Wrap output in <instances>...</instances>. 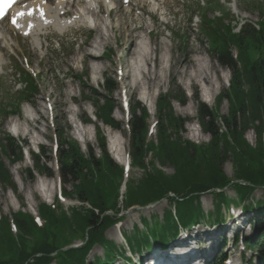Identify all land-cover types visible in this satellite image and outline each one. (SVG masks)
Masks as SVG:
<instances>
[{
    "label": "trees",
    "instance_id": "obj_1",
    "mask_svg": "<svg viewBox=\"0 0 264 264\" xmlns=\"http://www.w3.org/2000/svg\"><path fill=\"white\" fill-rule=\"evenodd\" d=\"M262 31L256 33L249 28H245L239 36H233L228 30L226 37L219 34V37L234 44L238 49V61L241 63V70L236 67L228 52V46L219 43L216 39L215 48L218 50L219 62L231 69L233 79L231 82L230 93L224 91L221 96L226 97L230 103V111L227 117H221L218 120L216 114L211 112L207 106L202 103L198 105V120L202 130L210 135L208 143L196 146L180 135L183 130L184 120L173 114L171 107V98L168 95H161L157 101V117L159 126L157 129V138L154 142H146V131L148 117L147 111L139 107L136 103V109L133 108L129 120L130 134V157L132 164L144 169V178L141 180L143 185L137 187L132 193L126 196V204H144L149 201L158 200L173 193L177 197L184 198L189 193L210 188L214 185H221L226 182L221 172V164L226 160L228 153L233 154L238 163L240 176L246 179L255 177L257 182L264 183V142L262 134L264 133V25ZM115 83L113 79L107 78L105 81L106 95L95 92V96L102 97L103 102L95 99L93 103L96 108L95 116L104 124L111 127H119L112 119L114 104L111 102V92ZM34 90V87H32ZM180 102H184V96L178 97ZM168 110V111H166ZM163 116L165 118H163ZM257 121V124H255ZM221 125L226 128V132L220 130ZM171 128L173 131L171 132ZM249 128H253L256 135L255 148H249L243 134ZM97 146L100 151V158H97L94 151L90 148L88 154H83L77 143H72L68 150L62 148L59 154V173L64 184H71V192H65L66 195L76 194L81 201L88 202L89 205L98 209L100 213L108 208V203L104 198L112 199L117 202V185L121 178L122 170L108 156L105 148V139L101 132L96 133ZM67 143L64 140L63 146ZM13 143L8 142L7 146H0L2 155L8 160L12 156L21 157L20 147L17 150L13 148ZM151 153L153 158L159 162L168 163L174 169L172 175H167L161 170L153 168L147 171V155ZM46 173L51 175V171L46 169ZM30 179L35 176L29 173ZM0 182L11 186V175L5 167L3 159L0 157ZM110 191L112 196L110 195ZM180 220L185 218L187 211L193 207L189 203L178 202ZM40 213L43 217L54 216L50 214L48 207H41ZM200 211V210H198ZM161 229L154 226L153 233L150 236L158 237V242L165 240V234L171 232L174 225H171V216ZM63 219V220H61ZM191 218L188 219V221ZM14 220L20 232L35 235L36 226L29 215L18 213ZM68 220L65 216L59 218L54 225L58 232L66 225ZM93 210H81L75 212L70 221L72 234H81L86 228L88 230L89 241L100 240L105 222L101 221ZM8 219H2V229L0 228V264H24L26 260L36 254L32 263L28 264H47L50 262L48 254L56 248V236H53L51 244L41 238L28 250L24 246L16 247L8 238ZM99 223V224H98ZM36 236V235H35ZM141 242L149 244L147 235L142 237ZM137 247H140L139 240L135 241ZM15 248L18 250L15 254ZM89 246L76 251L60 253L61 262L59 264H85L86 253Z\"/></svg>",
    "mask_w": 264,
    "mask_h": 264
},
{
    "label": "rangeland",
    "instance_id": "obj_2",
    "mask_svg": "<svg viewBox=\"0 0 264 264\" xmlns=\"http://www.w3.org/2000/svg\"><path fill=\"white\" fill-rule=\"evenodd\" d=\"M200 0H183L182 4L178 2L171 3L167 5L169 8L168 15L166 16V25L164 26L161 21H157L154 26H153V41L160 43V50L163 52L162 58L160 56H157V49L158 47L154 48V50L151 48V45L149 44H155V43H150V42H145V47L147 50H153L154 56L152 54L153 60L149 62V64H145V62L141 61L140 62V67L141 71L140 73L142 74V81H139V84L135 87L130 84V86H127L126 90V95L127 99L129 100V104L133 105L135 100L140 101V92L143 90L145 92H149L150 94V101L148 103H142L141 105H145L148 109L149 116L146 119V123L151 124L154 121H156L157 117V112H156V104L155 101L158 98V94L160 93H166L169 94L168 96L172 98V109L174 115L177 117H180L181 119L188 120V122H185L183 124V130L180 132V135L184 140H193L197 142H207L209 140L208 135L204 134L201 131L200 124L196 120V104L194 102V99H190L192 101L191 105H188V102L190 101L189 95L191 93L198 95L199 100L202 99V84L200 82H192V85L186 84L187 82L184 77H180L178 72L175 70V66L182 64V61H184L185 58H189V55L184 54L191 49V54L198 55L195 57H199V59L203 60V65L209 66L210 71L214 74L216 73V67L214 64H216L215 60H213L209 54L207 53V42L205 38L200 37L202 39V43H199L198 46L196 47H191L190 44L185 45L181 48L178 47L180 41L179 35L181 32L185 33V38L190 35L189 31V22L187 21L188 18L193 14L194 9L200 8L201 6L199 5ZM210 1V0H209ZM217 2V5L219 7H215L213 9H209L207 14L210 17L213 16H220L222 20H225L224 22H229V20H235V18H232L234 15V9L232 10V4L231 2H223L221 0H215ZM205 5H206V0H204ZM250 6H255L252 10L248 9ZM205 7V6H204ZM262 8V11L264 9V0H237V8L235 10V14H242L241 11H249L251 12L250 14L248 13L247 15L249 18H253L259 20L261 19V16H258V13H260L259 8ZM225 15H228L227 17ZM240 15L238 16L240 18ZM251 15V17H250ZM126 20V18L123 17V20ZM128 19H129V26L127 25V20L123 21L124 24H122L121 28H115L113 27L112 31L114 30L113 33H117L119 31V35L121 38V43L118 44V49L114 44V41L111 40L113 38V33H111L112 37L109 38L108 42L102 46L105 47L108 45L106 49H111L112 52L110 53L109 56L106 55L105 58H102L101 56L97 58L96 60H93L91 57H86L82 59V55H84V52H92L93 50V43L97 40V34L94 31H91V34H93V38L87 41L85 39L87 31L83 30L80 33H77V30H70L66 34L62 36H58L53 34L52 32L48 33L47 37V42H43L42 44L44 48H47V51L45 52H40L38 49H35L31 46L30 40L29 39H24L18 37V39H14L11 41L12 45L10 48H3L2 51L5 53L4 58V68H3V74L0 75V137H2V133H10L9 132V123H11L12 120L17 121L18 123H21L24 115L25 110H30L33 112L34 118H36V121H30L29 126H30V132L24 135H20L18 137H14L16 143L23 145L26 144V146L23 148V159L21 162H17L14 164L15 166H19V169L16 170L14 165H9L6 162V165L9 168V171L13 177V182L16 184V190L11 191H3L1 186H0V214H7L10 211H5L7 207L11 212H16L17 210L21 209L20 205L22 206V211L23 212H28L29 210L34 211L39 204V202H43L44 199H41L39 196L38 192H32L28 190L35 189L38 186V183L40 181H45L47 184L50 185V192L53 189L54 193V184L57 178V174L55 173V177L50 179L47 177H41L36 174V178L34 181L30 182L27 173L25 172L28 168L32 167V163L29 157L30 151H32V148L36 150V144L32 142V137L33 136H38V144L39 146L43 147V154L45 155L46 158L51 157V149L54 144H57L59 146L62 142L63 136L68 139V141H76L83 153L88 152V147H93L95 151V156L99 155V151L96 148V137L94 136L95 130H94V125H92L91 132L87 134V138L85 137V142L79 141L76 137L75 134H73V126L74 124L72 123V120L80 119L82 123H84L85 119V114L88 116H92V111L94 108L91 105L90 101H83L84 97L81 95V84L79 80L76 79V76H78L80 73L88 72V85L89 87L93 89H98L100 90L101 82L103 81L104 78H113L115 81L120 80L119 79V69L118 65L119 63L125 64L121 70L123 73H126L128 70L129 71V79H121L120 81L121 84L128 85L129 81L131 80L133 74V70L130 66V63L132 58L134 56H131V54L128 52V49L126 48V38L128 34H130L127 30L132 29L131 27H138L141 25H145L148 23V19H140V20H134V18L128 14ZM162 19V17H160ZM239 21V20H238ZM131 26V27H130ZM1 29L7 31L10 33L8 30V26L6 24H2L0 26ZM115 28V29H114ZM95 30V29H94ZM133 30V29H132ZM96 31V30H95ZM116 31V32H115ZM97 32V31H96ZM100 31H98V34ZM136 37L139 36L138 34H135L134 30L132 32ZM8 35V34H7ZM10 35L13 37V35L10 33ZM172 36V40H171ZM9 37V35H8ZM14 38V37H13ZM111 40V41H110ZM138 43L140 41L137 39ZM186 41V39H185ZM110 42V43H109ZM2 43H0L1 45ZM90 44V45H88ZM92 44V45H91ZM90 48L91 50L89 51L88 49H79V48ZM99 50H95L96 53L101 52V48ZM125 48V49H124ZM106 49L104 51L106 52ZM169 49H171V55L169 53ZM77 50V51H76ZM88 50V51H87ZM75 57H74V52ZM80 51V52H79ZM79 53V54H78ZM107 53V52H106ZM120 53L122 57H120ZM128 53V54H127ZM180 61H176L173 57H179L182 58ZM37 57V58H36ZM39 57V58H38ZM120 57V58H119ZM193 57V58H195ZM102 58V59H101ZM27 59L29 62V68L33 70L36 73L35 76V84L37 85V93L35 94L34 97L30 98V102H24L21 105L20 113L19 116L12 117L10 116L8 119L4 117L3 111H6L7 107L11 105V103H14L16 100L17 93L24 88V83H23V69L24 65V60ZM38 60L37 62L35 60ZM88 61H87V60ZM119 59V60H118ZM78 61L79 63L74 64L75 61ZM174 61V64L173 63ZM90 61V62H89ZM96 61V62H95ZM164 61V63H163ZM101 62V63H100ZM119 62V63H118ZM162 62V66L164 68V74H163V80L162 82H149L146 83V75L147 71H153L157 70L159 67V63ZM83 63V64H82ZM94 65H99L104 70L101 72L98 70V73L96 75V80L93 81L92 79V74H93V69L92 67ZM185 64H183L184 66ZM187 66V64H186ZM184 66V67H186ZM153 68V69H151ZM222 68V67H220ZM223 72H217V77H219V80L216 82V88L212 89L213 91V99L210 104H208V107L212 106L214 104V98L225 89H227V81L229 79V72L226 69H223ZM20 71L21 73H18ZM125 71V72H124ZM192 71L189 70L188 72ZM122 73V75H123ZM69 75H72V77H69ZM219 75V76H218ZM152 83V85H151ZM150 84V85H148ZM187 87H185V85ZM219 86V87H218ZM183 88L185 89L187 99L186 103L184 105L178 104L175 100H173L175 95L178 94V88ZM119 88L120 86L118 85L116 91L112 95V101L116 105L115 110L112 112V117L122 124L124 115L123 110L121 108L120 100L122 97V93H119ZM46 96L49 97L46 99ZM92 97H90L91 99ZM102 100V99H101ZM49 101L50 105L47 107L46 103ZM219 108V114L221 116H226L228 113V102L224 99L221 103ZM168 111V110H166ZM73 112H78L79 118L74 117L72 114ZM50 115L52 119L50 120ZM13 119H12V118ZM18 117V118H16ZM93 117V116H92ZM74 118V119H73ZM84 118V119H83ZM163 118H165L163 116ZM12 119V120H11ZM77 122V121H75ZM92 123L95 124V126H100L99 129L100 131L106 136L105 130L103 128V124L99 121H93ZM79 124V123H78ZM83 125H86L85 123ZM159 126V124H158ZM158 126H155V130L152 131V133L149 134L148 138L151 139L150 142L156 141L157 138V129ZM124 127L120 128V134H122V138L126 139V132L123 129ZM192 128L194 130H192ZM249 129L244 137L248 142L254 138V134L252 130ZM156 131V133H155ZM173 129L171 128V132ZM193 134H198L199 139H194L192 137ZM87 139V140H86ZM199 140V141H198ZM126 150L128 149L127 147V141L125 145ZM59 150L61 148H58ZM151 155L148 154L147 156ZM53 157V156H52ZM149 158V157H147ZM152 158V156H151ZM53 160H50L47 162L48 167L51 169L54 167L53 165ZM44 161L41 160V163ZM40 168H42L40 166ZM223 169L225 173L228 176H232L233 174V169L231 166V162L228 161L224 164ZM163 171L167 174L170 175L173 173V169L171 167H164ZM142 177V172L138 170H132L130 171V179L132 178L133 181L136 183L140 178ZM144 178V177H143ZM142 178V179H143ZM140 182V181H138ZM137 182V183H138ZM134 183V184H135ZM136 183V184H137ZM63 189L67 192H71V185L67 184L65 187L63 186ZM28 190V191H27ZM49 192L50 196L51 193ZM256 197H259V195L264 196V191H257ZM71 197L75 198L74 195H71ZM27 198L32 200L33 206L32 208L27 207ZM49 200V199H48ZM68 202L73 201V200H67ZM18 202V204H17ZM20 203V205H19ZM215 201L213 198L209 195L205 196L203 201H202V206L204 208L211 209L214 206ZM67 204V203H66ZM13 208V209H12ZM29 209V210H28ZM30 211V212H32ZM138 215L140 213H134L133 214V219L134 221L137 220ZM148 225V224H147ZM131 230V228H129ZM196 231L201 232L198 236V241L202 246H204L206 242L205 237H208V239H212L216 237V232L209 231L206 229H201L198 228ZM206 231V232H202ZM114 230H108L107 235L108 236H114ZM138 234V233H137ZM136 235V232H133L132 235L129 236V239L134 237ZM219 241V239H218ZM210 243H217L213 242V240H210ZM118 245V244H117ZM209 245V244H208ZM229 247V246H227ZM226 247V249H227ZM208 248V246L205 247V249ZM223 249V247H222ZM224 248V251L226 250ZM95 255L102 256V249L99 247H96L95 249ZM233 255V258L239 257V255L242 253L238 250H229V254ZM227 254V256H229ZM251 254V253H247ZM245 257V253L244 256ZM238 262V259L236 260Z\"/></svg>",
    "mask_w": 264,
    "mask_h": 264
},
{
    "label": "bare ground",
    "instance_id": "obj_3",
    "mask_svg": "<svg viewBox=\"0 0 264 264\" xmlns=\"http://www.w3.org/2000/svg\"><path fill=\"white\" fill-rule=\"evenodd\" d=\"M93 3L97 5V8L99 9L98 12L94 11L91 9L92 4L89 5L91 0H29L27 4L29 7H37V8H42L44 11V17L42 18L40 13L37 12L31 17H22L19 19V24L21 26V33L27 32V37L31 39V43L37 48L41 49L43 48L42 43H41V36L43 30H47V28H53L55 31H57L58 34H62L63 31L71 26H73L76 23H82L86 26H90L97 31H100L99 33V38L93 43V50L92 52H84V55H82V59L86 57H92L93 60H96L99 58L101 55L95 50H99L100 47L104 46L109 38H111V33L114 32L113 26L116 28H121L123 21H126L125 19L123 20V17L120 15V7L117 6V11L114 16V18L117 16V19H115V25H111L113 21H111V18L107 15V10L104 9V12L100 11V7L104 6L106 7L107 5L110 4L111 0H92ZM109 1V3H107ZM116 1V0H115ZM112 5V4H111ZM21 8V6H20ZM20 10V9H19ZM111 17V16H110ZM47 20V23L45 22ZM29 24L32 25L31 28H29ZM147 29L149 27H145L141 29V32L143 34L148 35ZM128 34L126 38V48L128 49V52L131 54V56H134L132 58L133 61H131L130 66L133 70V76L131 80L129 81L128 85L125 86H137L139 84V81H142V74L140 73L141 67H140V62L143 61L145 64H149L153 60L152 54L154 56L153 50H147L145 47V42H143L142 39L145 37L143 35L135 36L132 34L133 30L128 29ZM116 32V31H115ZM137 39L140 41L138 43ZM10 38L8 37L7 33L3 30L0 29V65L1 69L3 68V54L1 53L3 48H10ZM151 44H149L150 46ZM153 45V44H152ZM156 48L158 47V44H154ZM125 49V48H124ZM88 51V50H87ZM90 51V50H89ZM80 52V51H79ZM79 54V53H78ZM128 54V53H127ZM37 58V57H36ZM39 58V57H38ZM87 60V59H86ZM88 61V60H87ZM96 62V61H95ZM203 60L199 58H195L191 60V58L187 57L182 61V64L175 66V70L178 72L180 77H184V79L187 80V84L192 85V82H200L202 84V101L206 103L211 102V98L213 97V91L212 89L216 88V82L219 80V77H217V72H223V70L217 65L214 64L216 67V73H212L209 69V66L203 65ZM79 63L77 60L74 62V64ZM101 63V62H100ZM183 64H185L184 67ZM38 65V61H37ZM164 68L162 66V62L159 63V67L157 70L147 71L146 75V83L154 82H162L163 80V74H164ZM93 69V74H92V79L93 81L96 80V75L98 73V70L101 72L104 70L99 65H94L92 67ZM153 69V68H151ZM188 72L189 70H191ZM129 71L128 70L126 73H123V78L124 79H129ZM219 76V75H218ZM150 85V84H148ZM152 85V83H151ZM150 85V86H151ZM219 87V86H218ZM140 100L143 103H148L150 101V94L149 92H145L144 90L140 92ZM192 101L188 102V105H191ZM23 115V119L21 123H18V120H12L10 125H9V132L14 135V136H19V135H24L30 132V126L29 122L30 120L36 121V118H34L33 112L30 110H25ZM74 117L79 118L78 112H73L72 113ZM74 119V118H73ZM123 120V119H122ZM72 123L74 124L73 126V134L76 135L77 139L79 141L85 142V137L87 134L91 132L92 125H82L78 124V122H75L76 120H72ZM105 133H106V141H107V149L112 157V159L123 166H127L128 168V151L125 148L126 145V140L122 138V134H120L119 131H114L110 129L109 127L103 126ZM192 130H194L192 128ZM192 137L194 139L199 138V135L193 134ZM87 138V137H86ZM87 140V139H86ZM193 141V140H192ZM32 142L37 144L38 142V136H33L32 137ZM16 170L19 169V166L14 167ZM58 176L56 178L55 184H58ZM31 193L38 192L39 196L41 199L47 200L50 197V185L47 184L45 181H40L38 183V186L35 189L30 190ZM27 190V191H28ZM51 193V192H50ZM33 203L32 200L27 198V207L30 209L32 208Z\"/></svg>",
    "mask_w": 264,
    "mask_h": 264
},
{
    "label": "snow or ice",
    "instance_id": "obj_4",
    "mask_svg": "<svg viewBox=\"0 0 264 264\" xmlns=\"http://www.w3.org/2000/svg\"><path fill=\"white\" fill-rule=\"evenodd\" d=\"M125 2H127V0H125ZM16 3H18V0H0V19H3L5 15L8 14V10L15 5ZM37 12L40 13L41 17H44V11L42 8H37V7H29L28 4H22L20 10L11 17V23L14 27H21L19 24V19L22 17H31L34 14H36ZM45 22L47 23V20H45ZM32 25L29 24V28H31ZM28 33L26 32L25 35H27ZM39 222V221H37Z\"/></svg>",
    "mask_w": 264,
    "mask_h": 264
}]
</instances>
